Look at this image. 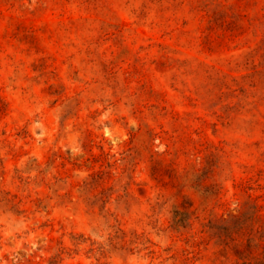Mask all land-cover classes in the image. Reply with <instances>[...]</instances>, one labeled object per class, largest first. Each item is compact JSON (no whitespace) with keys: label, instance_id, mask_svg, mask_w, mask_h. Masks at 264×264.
Returning a JSON list of instances; mask_svg holds the SVG:
<instances>
[{"label":"rangeland","instance_id":"rangeland-1","mask_svg":"<svg viewBox=\"0 0 264 264\" xmlns=\"http://www.w3.org/2000/svg\"><path fill=\"white\" fill-rule=\"evenodd\" d=\"M0 264H264V0H0Z\"/></svg>","mask_w":264,"mask_h":264}]
</instances>
